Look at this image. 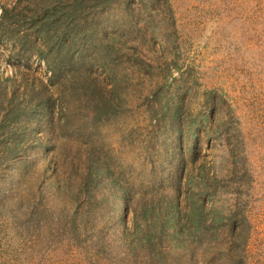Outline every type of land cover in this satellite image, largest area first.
<instances>
[{"label": "rangeland", "instance_id": "obj_1", "mask_svg": "<svg viewBox=\"0 0 264 264\" xmlns=\"http://www.w3.org/2000/svg\"><path fill=\"white\" fill-rule=\"evenodd\" d=\"M29 2L0 0V264H264V0H88L49 63Z\"/></svg>", "mask_w": 264, "mask_h": 264}, {"label": "trees", "instance_id": "obj_2", "mask_svg": "<svg viewBox=\"0 0 264 264\" xmlns=\"http://www.w3.org/2000/svg\"><path fill=\"white\" fill-rule=\"evenodd\" d=\"M89 4L91 2H88V0H39L35 5L33 2H29L26 6L32 15L30 16L27 12L26 22L29 25L26 31L34 35L33 48L35 50L28 49L27 53L39 56L47 63L50 62L49 54L72 62L73 54L76 56L81 53L80 47L78 48L75 45L76 39L73 36L75 25H73V22L75 24L78 22V14L92 10ZM53 8H55V11H51ZM31 21L33 24L30 27ZM70 25L72 26L70 27ZM17 40L20 41L21 39ZM106 50L112 53L114 49L108 45ZM71 53L72 58L68 57Z\"/></svg>", "mask_w": 264, "mask_h": 264}]
</instances>
